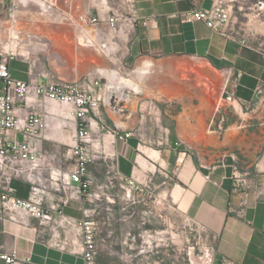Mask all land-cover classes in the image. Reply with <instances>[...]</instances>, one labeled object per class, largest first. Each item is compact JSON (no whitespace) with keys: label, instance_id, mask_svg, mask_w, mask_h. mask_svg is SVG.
I'll return each mask as SVG.
<instances>
[{"label":"crops","instance_id":"0c3cea01","mask_svg":"<svg viewBox=\"0 0 264 264\" xmlns=\"http://www.w3.org/2000/svg\"><path fill=\"white\" fill-rule=\"evenodd\" d=\"M212 2L91 0L60 26V48L66 54L61 60L74 70L70 82L102 97L101 116L90 118L91 191L97 193L90 205L99 229L108 235L98 242L110 245V232L116 230L141 239L146 223L126 217L120 222L118 214L130 207L131 217L140 208L141 220L149 197H166L210 237L214 264H264V186L243 191L232 181L236 169L264 182V0H237L222 32L202 21H183V13ZM8 3L0 0L1 20ZM114 14L118 20L111 26L106 19ZM95 16L99 20L93 23ZM21 61H10L12 75L36 78L30 64ZM27 102L19 117L29 112L42 117L44 155L35 166L17 162L6 173L16 195L27 197L32 187L41 190L36 185L45 171L43 202L60 207L70 192L60 173L73 165L66 161L72 158L76 123L65 103L33 90ZM117 133L130 135L119 139ZM3 178L0 171V183ZM86 203L75 197L62 207L76 222L73 226L56 213L51 222L32 216L4 219L0 253L15 251L35 264H90L78 232ZM0 264L6 262L0 258Z\"/></svg>","mask_w":264,"mask_h":264},{"label":"built area","instance_id":"2783aa9c","mask_svg":"<svg viewBox=\"0 0 264 264\" xmlns=\"http://www.w3.org/2000/svg\"><path fill=\"white\" fill-rule=\"evenodd\" d=\"M189 1L193 2V0ZM236 1L213 0L209 8H195L189 13H183L181 17L183 21L188 22L202 21L211 30L222 32L230 22L231 9ZM6 14L13 17L11 11H7ZM79 19L86 20V17L80 15ZM97 20H99L98 16L90 17L93 23ZM106 20L114 26L118 16L114 14ZM8 36L11 40L6 43L0 38V171L4 176L0 183V222L7 218L26 221L29 216L36 217L40 221L51 222L54 220L53 214L56 213L60 216V221L73 226L76 222L65 216L62 210L67 200L76 197L90 202L91 197L97 196L96 191H91L93 181L90 163L93 157V147L90 137V118L101 116V94L86 90L79 82H68L50 77L44 78L41 82L39 77L28 80L14 77L9 70V63L16 55L18 35ZM95 83L98 84L97 81ZM31 90L35 94L67 104L70 108V115L76 123L70 146L73 165L67 172L60 173L62 185L70 192L68 199L60 200V205H58L60 207L45 205L42 193L36 187L31 188L27 197L17 196L9 182L10 174L6 173V169H10L17 162L30 167L35 166L44 155L40 143L42 117L37 112H29L24 117H19L22 108L27 106V97ZM12 132L17 134L9 138ZM129 135V133H117L116 137L125 139ZM232 181L236 189L243 191L264 186V182L260 181L257 175L241 173L236 169L232 174ZM110 184L111 182H108L105 186ZM128 184L134 186V181L129 179ZM81 211L82 218L78 221L81 252L88 263L92 264L95 259L100 229L90 206L83 205ZM237 213L243 215V210L240 209ZM0 258L6 264H35L29 257L18 258L15 251L1 252Z\"/></svg>","mask_w":264,"mask_h":264},{"label":"rangeland","instance_id":"374dc122","mask_svg":"<svg viewBox=\"0 0 264 264\" xmlns=\"http://www.w3.org/2000/svg\"><path fill=\"white\" fill-rule=\"evenodd\" d=\"M8 1L2 9L3 19H0V38L3 42L11 40L10 34L18 35L15 57L23 64H30L32 75L39 77L41 82L49 77L70 82L74 70L66 67L61 60L66 54H62L60 48V26L70 23L69 17L83 12L91 0H47L49 6H45L44 0ZM7 11L13 13L12 18L6 14ZM67 60L73 61L74 57L68 53ZM66 162V166H70L73 158ZM47 177L45 171L41 172V181L36 186L42 191L48 183ZM122 204L120 199L119 205ZM86 205L91 207L90 202ZM145 208L141 220L138 214L140 208L131 217L133 209L130 207L118 214L120 222L124 217L132 223L145 222L142 238L137 236L131 240L127 230L110 232V238L115 243L107 245V240H100L93 264H214L210 237L191 219L173 209L168 198L149 197ZM155 225L161 229H151ZM130 232L133 234L135 231ZM107 237V231L100 230L99 238Z\"/></svg>","mask_w":264,"mask_h":264},{"label":"bare ground","instance_id":"6f19581e","mask_svg":"<svg viewBox=\"0 0 264 264\" xmlns=\"http://www.w3.org/2000/svg\"><path fill=\"white\" fill-rule=\"evenodd\" d=\"M196 261V260H195Z\"/></svg>","mask_w":264,"mask_h":264}]
</instances>
